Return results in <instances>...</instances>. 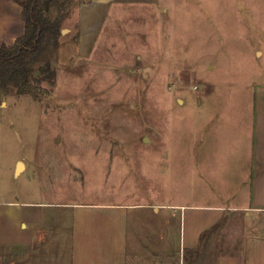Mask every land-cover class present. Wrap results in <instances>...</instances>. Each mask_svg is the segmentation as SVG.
<instances>
[{"label":"rangeland","instance_id":"1","mask_svg":"<svg viewBox=\"0 0 264 264\" xmlns=\"http://www.w3.org/2000/svg\"><path fill=\"white\" fill-rule=\"evenodd\" d=\"M83 1L51 10L57 45L30 70L46 75L48 62L56 71L41 100L0 92V264L21 254V223L61 229L76 207H95L86 213L97 221L102 205L220 202L211 189H226L233 152L242 156L254 86L264 82V0L112 10L89 50L75 29ZM219 234L195 264L227 249L232 233Z\"/></svg>","mask_w":264,"mask_h":264},{"label":"crops","instance_id":"2","mask_svg":"<svg viewBox=\"0 0 264 264\" xmlns=\"http://www.w3.org/2000/svg\"><path fill=\"white\" fill-rule=\"evenodd\" d=\"M158 0H87L74 20L79 49H91L112 10L132 5L156 6ZM24 32L21 8L0 0V47L12 46ZM247 113V138L239 157L233 152L232 176L226 189H211L220 202L197 206L102 205L99 220L87 218L95 207H76L73 218L49 232L40 219L21 223L20 255L12 264H182L184 251L196 250L195 264L214 234L228 229L227 249L215 246L213 264H264V82L254 86ZM56 225V224H55ZM53 227L54 224H51ZM233 227V230L231 229ZM15 229H19L15 225ZM220 235V234H219ZM178 248L177 262L172 252ZM210 250L211 247L209 248ZM52 259V262L48 260ZM54 261V262H53ZM20 264V263H19Z\"/></svg>","mask_w":264,"mask_h":264},{"label":"trees","instance_id":"3","mask_svg":"<svg viewBox=\"0 0 264 264\" xmlns=\"http://www.w3.org/2000/svg\"><path fill=\"white\" fill-rule=\"evenodd\" d=\"M87 0H84L85 2ZM21 8L24 22V32L12 46L0 47V92L9 87L14 89L17 96H30L34 101H40L38 93L42 83L53 85L56 71L51 69L48 62L41 67L43 75L32 77L31 65L38 62L48 49L57 45L60 36V18L52 19L49 15L58 0H14ZM82 3V2H80ZM7 91V90H6ZM196 250L184 251V263L191 264V258Z\"/></svg>","mask_w":264,"mask_h":264},{"label":"water","instance_id":"4","mask_svg":"<svg viewBox=\"0 0 264 264\" xmlns=\"http://www.w3.org/2000/svg\"><path fill=\"white\" fill-rule=\"evenodd\" d=\"M146 141V140H144ZM24 168V165L22 162H18L15 169V174H18L22 169Z\"/></svg>","mask_w":264,"mask_h":264}]
</instances>
